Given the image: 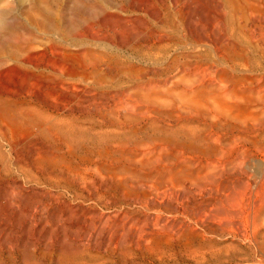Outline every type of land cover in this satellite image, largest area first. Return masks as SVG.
Here are the masks:
<instances>
[{
  "label": "rangeland",
  "instance_id": "obj_1",
  "mask_svg": "<svg viewBox=\"0 0 264 264\" xmlns=\"http://www.w3.org/2000/svg\"><path fill=\"white\" fill-rule=\"evenodd\" d=\"M0 264H264V0H0Z\"/></svg>",
  "mask_w": 264,
  "mask_h": 264
},
{
  "label": "bare ground",
  "instance_id": "obj_2",
  "mask_svg": "<svg viewBox=\"0 0 264 264\" xmlns=\"http://www.w3.org/2000/svg\"><path fill=\"white\" fill-rule=\"evenodd\" d=\"M113 189L118 190V188L116 187H113ZM68 190L69 189H64L62 192L58 193L62 194ZM154 190H156V193L162 192L165 195H168L169 193H172L173 189L165 188L163 190H160L159 188H157ZM74 191L79 192V196H82V194H84L80 193V190L78 188H74ZM135 193L137 197H146L148 192L146 193L144 190L141 191L140 189H137L135 190ZM87 195L89 198H93L94 194L89 190L87 192ZM96 205L97 202L94 203V206H85L79 210H74L64 203H57L56 205H53L52 202L43 201L40 206L39 221L41 239L45 243V246H47L48 238L52 239V245L57 244L59 241L58 233L60 231L67 237H71L73 235L84 237L85 235L90 234L95 230H99L106 224H108L111 220L110 215L106 214L100 209H97L95 207ZM54 220H57V224H55L57 226L51 227Z\"/></svg>",
  "mask_w": 264,
  "mask_h": 264
}]
</instances>
